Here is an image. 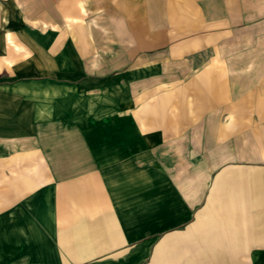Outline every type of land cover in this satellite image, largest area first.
Here are the masks:
<instances>
[{
  "label": "crops",
  "instance_id": "obj_1",
  "mask_svg": "<svg viewBox=\"0 0 264 264\" xmlns=\"http://www.w3.org/2000/svg\"><path fill=\"white\" fill-rule=\"evenodd\" d=\"M80 1L0 0V264H264V0L19 33L82 29L49 21Z\"/></svg>",
  "mask_w": 264,
  "mask_h": 264
},
{
  "label": "rangeland",
  "instance_id": "obj_2",
  "mask_svg": "<svg viewBox=\"0 0 264 264\" xmlns=\"http://www.w3.org/2000/svg\"><path fill=\"white\" fill-rule=\"evenodd\" d=\"M3 1H7L6 3H12V0ZM13 1H15V4H11V6L16 7L15 11L16 9L18 10L17 20L19 22L23 21L29 24L33 23L34 25H37L35 22H41V17L38 16V14L34 15V19L30 16H26V12H24V10L26 11V4L24 0ZM118 2L119 0H81L80 9L78 7L79 13H74L72 9H67V11L60 16L58 15V13L50 14L49 21L51 22L63 21L70 24L77 22L82 27V29L74 31L72 29H47L46 27L44 29H31L29 27L27 29H19V33L24 32L28 38L33 37L38 40L41 38L45 41L49 40L52 44H56V48H58L60 38L65 39L66 47H69L70 44L73 43L78 37L82 42V49L89 48V42L86 40L90 39L91 37L109 39L110 42H112L111 40L116 38V33H120V31L118 32L113 29V23L115 21L121 20L120 17H117L118 13H116L115 11L116 9L120 8L118 6ZM50 10L54 11L56 9L54 8V6H51ZM60 33L62 34V36H59ZM246 33H249V31Z\"/></svg>",
  "mask_w": 264,
  "mask_h": 264
}]
</instances>
